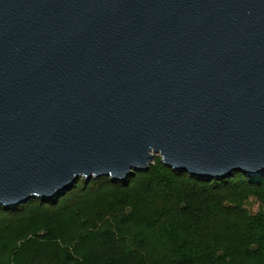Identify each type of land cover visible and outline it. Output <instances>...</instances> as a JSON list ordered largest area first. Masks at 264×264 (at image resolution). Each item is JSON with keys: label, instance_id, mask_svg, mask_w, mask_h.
<instances>
[{"label": "water", "instance_id": "water-1", "mask_svg": "<svg viewBox=\"0 0 264 264\" xmlns=\"http://www.w3.org/2000/svg\"><path fill=\"white\" fill-rule=\"evenodd\" d=\"M156 157L264 173V0H0V207Z\"/></svg>", "mask_w": 264, "mask_h": 264}, {"label": "trees", "instance_id": "trees-1", "mask_svg": "<svg viewBox=\"0 0 264 264\" xmlns=\"http://www.w3.org/2000/svg\"><path fill=\"white\" fill-rule=\"evenodd\" d=\"M0 264H264V173L203 180L156 157L126 182L80 179L0 207Z\"/></svg>", "mask_w": 264, "mask_h": 264}, {"label": "rangeland", "instance_id": "rangeland-1", "mask_svg": "<svg viewBox=\"0 0 264 264\" xmlns=\"http://www.w3.org/2000/svg\"><path fill=\"white\" fill-rule=\"evenodd\" d=\"M249 208H250L252 213H256L258 211V209H259V206L254 201H252L250 203Z\"/></svg>", "mask_w": 264, "mask_h": 264}]
</instances>
